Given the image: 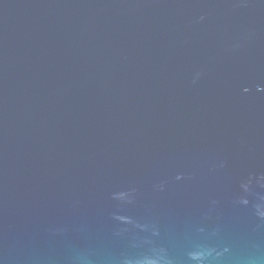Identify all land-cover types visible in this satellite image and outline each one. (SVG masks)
<instances>
[{
	"label": "water",
	"instance_id": "obj_1",
	"mask_svg": "<svg viewBox=\"0 0 264 264\" xmlns=\"http://www.w3.org/2000/svg\"><path fill=\"white\" fill-rule=\"evenodd\" d=\"M0 264H264V0H0Z\"/></svg>",
	"mask_w": 264,
	"mask_h": 264
}]
</instances>
